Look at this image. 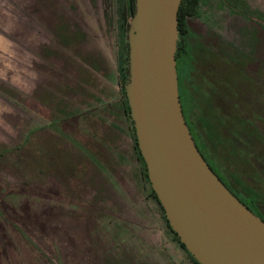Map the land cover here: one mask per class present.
I'll use <instances>...</instances> for the list:
<instances>
[{
  "label": "rangeland",
  "instance_id": "rangeland-1",
  "mask_svg": "<svg viewBox=\"0 0 264 264\" xmlns=\"http://www.w3.org/2000/svg\"><path fill=\"white\" fill-rule=\"evenodd\" d=\"M111 1L115 34L87 0H0V264H193L113 103L129 16ZM195 11L193 22L255 45L264 72V0H198ZM100 93L103 113L62 115Z\"/></svg>",
  "mask_w": 264,
  "mask_h": 264
},
{
  "label": "water",
  "instance_id": "water-1",
  "mask_svg": "<svg viewBox=\"0 0 264 264\" xmlns=\"http://www.w3.org/2000/svg\"><path fill=\"white\" fill-rule=\"evenodd\" d=\"M180 0H133L123 84L135 144L169 228L198 264H264V220L208 167L178 100Z\"/></svg>",
  "mask_w": 264,
  "mask_h": 264
},
{
  "label": "flooded vegetation",
  "instance_id": "flooded-vegetation-1",
  "mask_svg": "<svg viewBox=\"0 0 264 264\" xmlns=\"http://www.w3.org/2000/svg\"><path fill=\"white\" fill-rule=\"evenodd\" d=\"M196 6L183 16L176 35L183 120L220 182L264 220V72L259 71V55L249 41L236 46L223 30L193 22Z\"/></svg>",
  "mask_w": 264,
  "mask_h": 264
},
{
  "label": "trees",
  "instance_id": "trees-1",
  "mask_svg": "<svg viewBox=\"0 0 264 264\" xmlns=\"http://www.w3.org/2000/svg\"><path fill=\"white\" fill-rule=\"evenodd\" d=\"M123 1V5H124V10L126 11V16H130L131 13L133 12V0H122ZM91 11L93 13V15L96 17V22L97 25H99V15H102V18L105 20V25L109 30L117 31L119 32V24H117V22L114 20V13L112 11V7H113V2L111 0H87ZM197 3V0H180L178 8H177V12H176V17H177V32H180L182 30L183 27V16L193 12L194 11V7ZM100 11V12H99ZM126 16H124V19L126 18ZM127 21H124V25L127 29ZM121 23V26H124ZM100 26V25H99ZM119 27V28H118ZM124 27V28H125ZM118 28V29H117ZM118 37V35H117ZM120 53L121 56L119 58V67L118 70L120 71V82H119V86H120V91H121V110H122V114H124V116L129 120L130 124H131V120L128 116V108H127V104H126V100H125V96L123 93V84L125 82L126 79V74H127V61H126V57H127V44H126V39L124 42V45L120 46ZM175 56V55H174ZM125 59V60H124ZM125 63V65H124ZM130 129L132 131V149L134 151V154L137 158V160L139 161L140 165H141V172H142V176L144 177V179L146 180V182H148L147 178H146V174H145V167H144V163L142 161V158L138 152V149L136 147L135 144V138H134V134H133V128H132V124L130 125ZM149 184V183H148ZM149 195L154 199L155 203L157 204L158 208L160 209L161 212V216L162 219L165 223L166 228L168 229V231L170 232L171 236L173 237V239L177 242L178 246L186 253V255L188 256V258L190 259V261L193 264H198L192 257L191 255L185 250V248L183 247L182 243H180L178 241V238L176 236V234L169 228L166 219L163 216V212L161 209V206L159 205L153 191L151 190L150 186H149Z\"/></svg>",
  "mask_w": 264,
  "mask_h": 264
},
{
  "label": "crops",
  "instance_id": "crops-1",
  "mask_svg": "<svg viewBox=\"0 0 264 264\" xmlns=\"http://www.w3.org/2000/svg\"><path fill=\"white\" fill-rule=\"evenodd\" d=\"M115 32H117V31H115V29H114V34H115ZM116 37H117V35H116ZM118 63L119 62H117L116 65H118ZM97 74L100 75V76H102L100 71H98ZM113 82H114V84H113V86H114L113 87V90L115 91L116 88L119 89L120 86L118 87V85H119V84L117 85L118 82H116V81H113ZM118 94H120V96H121L120 89L118 91ZM118 94L115 95V97L113 98V103L116 102L117 106H119V108H120V113L122 115V110H121V97H119ZM106 103L107 102H106V99L104 97V94L103 93H100V94H97V97H95L93 95L92 99L89 100V101H87L86 107H81V106L79 107L76 104L67 105L68 107L66 108V112H64L62 115L63 116H68L67 118H72V117L77 116L78 113H80L84 108H88V107L94 108V110L96 112H99L101 114V113H103V110H104L103 107L106 105ZM43 118H45V115H44ZM53 119L56 120L55 117H53ZM69 155H73L74 156V154H72V152H70ZM72 159L74 160L73 157H72Z\"/></svg>",
  "mask_w": 264,
  "mask_h": 264
}]
</instances>
